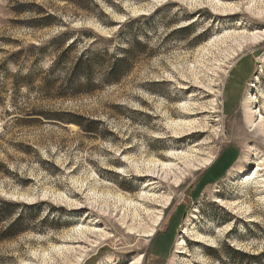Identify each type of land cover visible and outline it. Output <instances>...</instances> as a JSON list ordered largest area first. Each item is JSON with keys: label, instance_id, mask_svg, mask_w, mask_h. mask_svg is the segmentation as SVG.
<instances>
[{"label": "rangeland", "instance_id": "374dc122", "mask_svg": "<svg viewBox=\"0 0 264 264\" xmlns=\"http://www.w3.org/2000/svg\"><path fill=\"white\" fill-rule=\"evenodd\" d=\"M253 32L264 33V0H0V199L14 204L0 235L14 221L23 230L0 240V264H264V191L243 182L264 158L245 108L264 95V39L239 50L225 38ZM61 33L78 40L55 67ZM88 47L133 49L131 70L103 83L98 67L75 94L87 82L71 68ZM191 119L201 126L175 133ZM191 151L216 159L180 186L151 171ZM146 192L169 204L155 236L130 237L118 198Z\"/></svg>", "mask_w": 264, "mask_h": 264}, {"label": "bare ground", "instance_id": "6f19581e", "mask_svg": "<svg viewBox=\"0 0 264 264\" xmlns=\"http://www.w3.org/2000/svg\"><path fill=\"white\" fill-rule=\"evenodd\" d=\"M237 5H229L230 9H235ZM226 7V6H223ZM232 36L235 37L238 40V47L239 50H244V43H246L245 45H247L248 43H258L260 40L264 39V33L259 34V33H254L250 34V33H235L234 35L230 34L228 36H225V38ZM224 38V39H225ZM221 39V38H220ZM222 39V41L224 40ZM236 40V41H237ZM221 41V40H219ZM232 51V50H231ZM237 50L233 51L236 53ZM238 55V54H236ZM226 72V71H225ZM227 74L229 72H226ZM225 73V74H226ZM218 75V73H217ZM218 84V83H217ZM184 86V85H183ZM215 86L216 84L212 85V86H208L209 88V93H213V94H217V93H221L222 91L220 89L215 90ZM245 108H246V117L248 122L251 124L252 126V131L255 132V134H257L259 131H263V139H264V107H263V103H264V95H262V102H259L258 97L254 96V93H250L247 97H245ZM216 100H214V102H216ZM259 103L261 104V108L259 110L253 109V104L254 103ZM258 105V104H257ZM260 107V106H259ZM187 110H191V107H187ZM213 112L217 111V107H213ZM204 112H206V110H204ZM203 113V111L201 112H197V113H186L184 114L185 117H189L192 118L191 116H196L198 114ZM257 116V119H253L254 117ZM175 125V124H174ZM175 133H179L181 131H184L186 129L188 130H192L195 129L197 127H200V123L197 124V120L196 119H191L188 121H182L181 123L175 125ZM250 126V127H251ZM204 132V131H202ZM262 136V135H261ZM262 140V139H261ZM195 154V153H194ZM191 152H185L182 154H175L173 155L174 157H167L166 160L167 162H160V161H153L151 162V164H154V168L151 170L152 172H156L157 168L158 170H161L163 172V174H165L166 177L171 176L173 174V177H175V182L177 183V186H180L181 183L183 182V178H185V173L187 170H189L190 168H193L194 171L199 170L201 168L196 167V163H201V167L202 168H207L208 166H211L214 163L215 155H211L209 154L207 157H199L198 154L194 155ZM180 160V163L177 164L176 162H173L172 160ZM255 160H253V162L256 164V170L253 173L252 176H249L247 178H243V182H245L244 184H251L253 186V188H256L257 191L263 192L264 191V177H262V171H264V158H258L257 156L254 157ZM180 165V166H179ZM161 167V169H160ZM180 172V173H179ZM251 173V172H250ZM141 197V203L133 201V200H129V199H123L121 197L118 198V203L119 204H123L124 207H126V210H124V213L122 215V221H124V223H127V220H131L132 221V225L127 226V228L129 229L128 231V235L130 237H134L135 236V230L138 229L139 227H142L141 229H138L137 231L140 232L139 236L142 237H147L148 239L152 236H155L156 233V227L159 224V221L161 219V212L164 211L165 208H167V205L169 204L170 198H165L163 196L159 197L157 196L155 193L150 194V192H146L145 194L140 195ZM264 199V198H263ZM156 203H161L159 206L162 207V210L159 213H156L155 211H151V207L154 208V206H158ZM145 205V207H144ZM151 206V207H150ZM235 206V205H234ZM156 209V208H155ZM235 209H240V206H235ZM243 210V209H242ZM246 210V209H245ZM244 212V211H243ZM142 214L146 215V218H148L149 220L151 219L153 221V225L151 227H149L147 225V223H145V219H142ZM138 225V226H137ZM96 228H92V229H85V231H82V233H87V234H97L96 231H93ZM83 230V229H82ZM81 232V230L79 231ZM105 234H102V236H104ZM200 241H204L207 240L206 236L199 235L197 236ZM151 239V238H150ZM210 241L214 242V239L211 238L209 239ZM199 241V240H198ZM74 249V248H72ZM68 255L71 252V249H67L66 250ZM67 253L62 252V254H65V256H67ZM85 255H81L77 258L76 263L74 264H79L80 262H82L83 258Z\"/></svg>", "mask_w": 264, "mask_h": 264}, {"label": "trees", "instance_id": "16d2710c", "mask_svg": "<svg viewBox=\"0 0 264 264\" xmlns=\"http://www.w3.org/2000/svg\"><path fill=\"white\" fill-rule=\"evenodd\" d=\"M73 1V0H70ZM84 2H89V0H83ZM76 6L81 9L87 11L88 8L85 4H81L78 2H74ZM52 18V15H48L42 19L48 21ZM54 19L55 16H54ZM52 22H46L45 25H50ZM63 38V42L66 43L68 46L67 49L59 54L57 56V59L55 61V67H57L61 60L63 59V55L66 51L72 50V48L75 46L78 38L73 37L70 39L71 35L68 33H61L60 35ZM59 36V37H60ZM122 52H124V55H120L119 53H116L114 55H110L106 50L103 52L95 53L91 50L90 47L83 50V52L80 54L79 57H77L73 63V66L71 68L72 75L75 77H83L87 83L85 85L79 86V89L75 92V94L82 93L84 90L80 88H87L86 86H90L92 84V79L94 75V70L96 68H101L103 70L102 73V82L103 83H116L119 82L132 68V59L134 58V50L131 48L123 49ZM110 56L112 60H108L107 58ZM54 67V68H55ZM95 84H92V87H94ZM91 87V88H92ZM94 89V88H93ZM92 90V89H90ZM74 122L78 123L84 130H87V128L80 122L79 120H73ZM13 203H9L5 200L0 199V223L4 220L9 219L12 216L11 210H8ZM18 222L14 221L10 225H8L5 230L0 235V240L3 239H11L23 230L20 228H17Z\"/></svg>", "mask_w": 264, "mask_h": 264}]
</instances>
